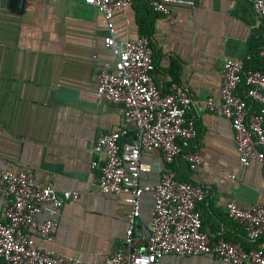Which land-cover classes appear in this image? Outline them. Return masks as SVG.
<instances>
[{
  "label": "crops",
  "instance_id": "crops-1",
  "mask_svg": "<svg viewBox=\"0 0 264 264\" xmlns=\"http://www.w3.org/2000/svg\"><path fill=\"white\" fill-rule=\"evenodd\" d=\"M188 1L191 6H173L161 16L146 0H133L128 9L113 13L112 22L120 42L148 37L158 89L167 93L175 82L191 98L186 117L197 131L191 150L202 164L190 171L180 156L170 169L177 180L204 188L206 197L198 205L203 230L215 242L224 227L228 242L251 249L264 244V237L248 241L226 208L230 203L264 206V166L240 165L229 120L208 111L206 101L220 102L225 58L244 61L252 54L251 64L263 70L257 53L264 17L254 13L252 0ZM106 35L100 12L82 0H0V170L26 171L37 184L79 193L58 212L52 242L28 233L37 245L82 264H102L115 251L131 210L124 196L99 192L98 171L91 167L98 136L125 126L123 108L96 94L103 63L112 62ZM141 161L150 170L140 176V185H156L166 167L161 153H143ZM7 198L0 181V220ZM152 202L149 194L142 195L136 231L144 240ZM46 218L45 211L37 217ZM160 264L224 263L211 255H166Z\"/></svg>",
  "mask_w": 264,
  "mask_h": 264
},
{
  "label": "built area",
  "instance_id": "built-area-1",
  "mask_svg": "<svg viewBox=\"0 0 264 264\" xmlns=\"http://www.w3.org/2000/svg\"><path fill=\"white\" fill-rule=\"evenodd\" d=\"M97 9L106 22L104 46L112 62L103 63L98 75L96 94L123 108L125 126L101 133L93 144L91 167L98 171L97 187L105 195L124 196L131 206L126 230L115 251L102 264H160L166 255L193 257L211 255L224 264H264V244L246 249L228 242L225 228L220 227L212 242L203 230L198 205L206 197L204 188L179 181L170 166L182 156L190 171L202 164L191 150L197 135L196 124L186 114L191 98L177 83L163 93L154 82L155 69L150 40L120 42L112 22L113 13L126 10L133 0H82ZM156 14L166 16L178 5H192L188 0H146ZM252 9L264 17V0H252ZM257 57L264 66V31ZM253 55L244 61L225 58L219 89L220 102L206 101V109L228 119L233 133L236 155L245 168L252 162L264 166V68L256 69ZM128 135L130 141H124ZM159 151L165 169L153 186H142L140 176L149 172L141 161L143 153ZM184 150H187L184 153ZM229 177L234 178L233 175ZM0 181L7 194V206L0 220V264H82L78 259L63 257L37 245L32 231L52 242L58 228V212L78 192L56 191L51 184L34 182L26 171L0 170ZM149 194V233L144 240L136 231L141 215V197ZM45 211L47 218L38 221ZM226 215L237 222L250 242L264 237V206L249 209L228 204Z\"/></svg>",
  "mask_w": 264,
  "mask_h": 264
},
{
  "label": "trees",
  "instance_id": "trees-1",
  "mask_svg": "<svg viewBox=\"0 0 264 264\" xmlns=\"http://www.w3.org/2000/svg\"><path fill=\"white\" fill-rule=\"evenodd\" d=\"M252 65V64H251ZM253 66V65H252ZM254 68H256V69H261V67H259V66H253ZM173 83V82H172ZM175 83V82H174ZM179 180V179H178ZM179 181H187V180H179Z\"/></svg>",
  "mask_w": 264,
  "mask_h": 264
}]
</instances>
